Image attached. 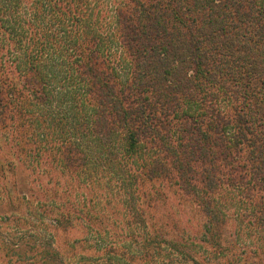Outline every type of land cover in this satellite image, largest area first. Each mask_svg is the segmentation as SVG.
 Wrapping results in <instances>:
<instances>
[{"label":"trees","instance_id":"obj_1","mask_svg":"<svg viewBox=\"0 0 264 264\" xmlns=\"http://www.w3.org/2000/svg\"><path fill=\"white\" fill-rule=\"evenodd\" d=\"M0 142L15 263L264 264V0H0Z\"/></svg>","mask_w":264,"mask_h":264},{"label":"rangeland","instance_id":"obj_2","mask_svg":"<svg viewBox=\"0 0 264 264\" xmlns=\"http://www.w3.org/2000/svg\"><path fill=\"white\" fill-rule=\"evenodd\" d=\"M0 157H4V159L7 162H9V164L11 163V165L13 166L12 167L13 173L17 172V168L15 165L19 162V159L10 156L6 150L5 145L2 142H0ZM45 171H47V170L43 166V163L35 161V162H29V165H26V166L22 165L19 173L20 172H23V173H44ZM50 172H53V171L50 170V168L48 167V173H50ZM1 221L2 220H0V237L3 234L7 236L9 234H12V233L14 234L15 232H17V230H13V227L11 225H8V224L4 223L3 221L2 222ZM25 229L27 230V228H25ZM77 229L74 228V230L72 231V233H73L72 235L80 236L79 230H77ZM27 231H29V230H27ZM7 232H8V234H7ZM58 235L62 236V234H58ZM61 236H58V238H56V243H55L56 247H58L63 254H66V252L70 253V251L67 250L68 249L67 246H65V244H64L63 237H61ZM8 251L10 252V248H5V246H3V243L0 240V264H7L8 261H10V258L13 261L17 258V257L9 256ZM260 252L262 253L260 257L264 261V250L260 251ZM258 259H260V258L257 257L256 260H258ZM18 262L15 263V261H14V264H18Z\"/></svg>","mask_w":264,"mask_h":264}]
</instances>
